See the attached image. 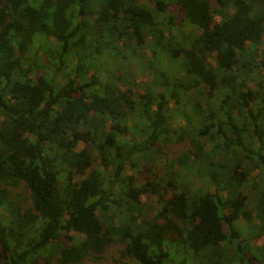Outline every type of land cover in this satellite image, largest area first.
Here are the masks:
<instances>
[{
  "label": "trees",
  "instance_id": "1",
  "mask_svg": "<svg viewBox=\"0 0 264 264\" xmlns=\"http://www.w3.org/2000/svg\"><path fill=\"white\" fill-rule=\"evenodd\" d=\"M117 243L264 264V0H0V264Z\"/></svg>",
  "mask_w": 264,
  "mask_h": 264
},
{
  "label": "rangeland",
  "instance_id": "2",
  "mask_svg": "<svg viewBox=\"0 0 264 264\" xmlns=\"http://www.w3.org/2000/svg\"><path fill=\"white\" fill-rule=\"evenodd\" d=\"M142 78V77H140ZM83 145H81L82 147ZM166 159L164 156H161V158L159 159V161L157 163L154 164V166H156L155 170L152 172L148 171L147 168L143 167L142 168V172H134L131 168H129V166H127L126 168V172L127 174H133L136 178L137 184H140L141 182H143L144 180L147 179V177H151L153 176L154 172L157 171L160 174H163V171H165L166 169ZM203 181V180H202ZM202 181L198 182V184H201ZM210 190L213 191L214 187L210 186ZM147 195H144V199H147ZM241 222H243L241 220ZM77 236L82 237V235L80 234H76ZM254 242V240H252ZM123 245L121 243H117V244H113L109 247V249L107 250L106 253L103 254L102 256V260L98 263H96L94 260L89 259L86 261V263H91V264H140L137 260L133 259V258H120L121 256V249H122ZM34 264H57L56 261H52L50 263H47L45 260H39L38 262L34 263ZM85 264V263H82Z\"/></svg>",
  "mask_w": 264,
  "mask_h": 264
}]
</instances>
